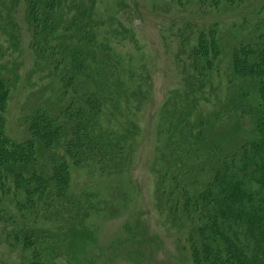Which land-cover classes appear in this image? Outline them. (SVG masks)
Instances as JSON below:
<instances>
[{
  "label": "trees",
  "instance_id": "1",
  "mask_svg": "<svg viewBox=\"0 0 264 264\" xmlns=\"http://www.w3.org/2000/svg\"><path fill=\"white\" fill-rule=\"evenodd\" d=\"M24 1V8H20L19 0H0V20L2 13L7 16L0 32L9 45V54L19 52V37L27 36L34 52V73L39 72L38 81L45 80L46 84L28 105L31 115L25 125L30 139L12 141L4 131L10 95V82L2 74L4 62L10 65L8 71L13 78L18 76L15 58L7 62L12 55L0 51V205L21 224L27 215L34 223L60 219L69 224L72 214L66 208L74 203L69 191L71 171L100 175L114 165L117 170L124 148L134 143V136L130 139L118 127L110 126L119 104L104 107V101L99 100L98 92L110 89L101 81L100 64L108 58L112 33L98 28L92 15L86 14L92 11L93 0ZM166 1L180 8L175 14H167L170 17L166 19L163 16L151 21H159L158 29L163 30L166 49L161 50L185 72L177 82V94L181 95L171 100L184 122L180 123V143L175 142L170 128L166 130L171 137L160 156L164 165L157 178L158 191L163 190L159 200L167 205L168 212L176 214L173 221L185 231L196 263L264 264V141H237L232 146V133L226 132L230 126L223 124L227 115L221 113L219 118L214 112L206 118L203 108L196 128H191L192 114L198 109L188 105L199 98L207 101L208 89L216 88L225 67L242 87L232 104L235 116L240 120L245 113L253 116L258 112L257 124H264V9L261 23L246 38L249 44L241 41L226 46L220 27H196L199 14L193 12L197 7L206 10V0ZM209 3L212 7L219 4L218 0ZM190 5L192 10L187 13L192 14L182 15ZM121 16L106 14L103 20L112 26L121 21ZM227 30L224 34L232 37ZM235 80L230 82L229 76L230 87ZM185 91L188 93L182 97ZM48 93L45 100L41 99ZM116 98L114 102L118 103ZM151 157L154 159L153 154ZM34 223L13 230L15 242L22 249H30L28 264L42 262L36 244L41 238L47 240L44 227Z\"/></svg>",
  "mask_w": 264,
  "mask_h": 264
},
{
  "label": "rangeland",
  "instance_id": "2",
  "mask_svg": "<svg viewBox=\"0 0 264 264\" xmlns=\"http://www.w3.org/2000/svg\"><path fill=\"white\" fill-rule=\"evenodd\" d=\"M233 1L226 5L223 0H218L219 4L212 7L210 0H206V10L200 11L197 7L193 12L199 14L196 27H220L224 45H234L241 41L249 44L246 38L261 23L264 0ZM92 2V11L86 14L92 15L98 28L112 33L108 41V58L100 64L103 76L101 81L106 82L110 89L99 91V100L104 101V107L119 104L110 126L113 129L118 127V131L127 133L130 139L134 136V143L125 146L124 158L117 170L114 165L112 170L100 175L91 171L82 174H73L71 171L72 187L69 191L74 203L66 208L72 214L69 224L60 219H53L46 224L34 223L29 215L21 224L12 212L0 205V264L29 263L30 249H22L15 242L13 230L20 225L28 228L33 223L38 228L44 227V237L47 236V240L41 238L40 243L36 244L38 258L42 260L40 264H198L193 259L185 231L178 229L179 224L173 221L176 214L168 212L167 205L160 201L163 190L158 191L157 183L159 169L164 165L160 156L169 147L166 140L172 133L175 142L180 143L178 135L182 129L180 123L184 119L177 107H173L171 100L181 95L177 94L180 92L177 82L181 80V73L185 72L161 50L166 49L165 38L161 37L163 30L158 29L161 26L159 21L152 23L151 19L163 16L166 19L170 17L167 14H175L180 7L168 4L166 0ZM19 4L20 8H24L25 1L19 0ZM191 8L192 5L189 9L185 8L182 15L192 14L187 13ZM111 13L119 17L124 14L125 18L121 16L120 22L109 26L103 18ZM2 14L0 25L6 23L4 20L7 16ZM254 16L257 18L254 19ZM245 24L246 28L243 27ZM226 30L227 33L231 31L232 37L224 34ZM25 32L28 35V31ZM190 42L194 43L192 39ZM0 47L2 52L9 50L1 32ZM19 47H22L19 52L17 50L9 54V51L6 54L13 57L7 59V62L15 58L18 77L13 78L8 71L10 65L6 62L2 71L10 82L4 131L15 142L30 139L25 125L31 115V106L28 105L34 103V94L46 84L45 80L38 81L39 72L34 73V58L31 55L34 52L29 47L27 36L21 34ZM177 48L175 46L173 49ZM231 73L224 67L219 73V84L212 91L208 89L207 101L199 98L197 103L194 101L188 104L198 109L193 112L189 126L196 128L199 110L203 108L206 118L214 112H217L219 118L222 117L221 113L227 115L223 124L230 126L226 132L232 133V146L237 141L245 144L264 141V124H257L260 120L256 118L258 112L253 116L245 113L238 120L232 110L234 99L238 100L237 92L242 87L241 84L238 87ZM229 76L230 82L235 80L234 88L230 87ZM230 90L234 91L230 94ZM187 93L185 91L182 97ZM48 95L40 98L45 100ZM115 98L118 103L114 102ZM248 98L246 102L249 103ZM52 113L56 115L57 112L53 110ZM168 128L171 133H167ZM167 213L171 214L169 218ZM34 230L36 232L37 228L34 227Z\"/></svg>",
  "mask_w": 264,
  "mask_h": 264
}]
</instances>
